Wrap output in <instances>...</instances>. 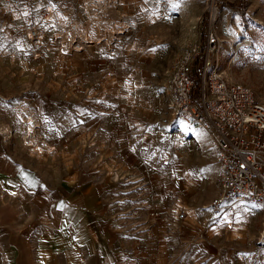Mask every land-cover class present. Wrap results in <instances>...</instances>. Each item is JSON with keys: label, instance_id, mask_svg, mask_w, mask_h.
<instances>
[{"label": "rangeland", "instance_id": "1", "mask_svg": "<svg viewBox=\"0 0 264 264\" xmlns=\"http://www.w3.org/2000/svg\"><path fill=\"white\" fill-rule=\"evenodd\" d=\"M77 25L103 41L85 43ZM31 27L44 32L41 47L28 40ZM212 31L221 68L264 103V0H20L17 8L0 0L1 136L49 177L74 171L102 182L107 222L124 250L155 226L150 214L216 213L205 208L218 190L207 136L172 120L163 86L183 47ZM234 211L254 218L245 223L253 239L213 238L216 259L225 264L234 243L229 260L264 264V209ZM165 241L180 246L171 264H195L182 253L195 240L175 241L170 230Z\"/></svg>", "mask_w": 264, "mask_h": 264}, {"label": "crops", "instance_id": "2", "mask_svg": "<svg viewBox=\"0 0 264 264\" xmlns=\"http://www.w3.org/2000/svg\"><path fill=\"white\" fill-rule=\"evenodd\" d=\"M8 143L0 132V264H171L180 246L169 248L165 237L170 230L175 241L197 242L187 256L192 262L221 264L216 259L221 246L213 238L253 239L245 226L253 217L235 211L222 217L189 215L184 208L183 220L150 214L148 220L155 226L124 250L120 235L107 222L102 182L83 180L74 171L62 179L49 177L37 157L13 150ZM232 245L227 244L225 264H236L229 260Z\"/></svg>", "mask_w": 264, "mask_h": 264}, {"label": "built area", "instance_id": "3", "mask_svg": "<svg viewBox=\"0 0 264 264\" xmlns=\"http://www.w3.org/2000/svg\"><path fill=\"white\" fill-rule=\"evenodd\" d=\"M6 2L17 8L20 0ZM47 13L53 14L51 6ZM26 34L33 46H42L45 34L40 28L31 27ZM205 38L184 46L167 70L163 85L167 108L175 123L207 136L217 165L218 190L205 208L221 217L244 205L264 209V103L221 68L218 35L212 31ZM178 202L180 198L174 205ZM186 214L179 207L175 219L183 220ZM171 240V236L166 238ZM185 247L182 253H191L197 245Z\"/></svg>", "mask_w": 264, "mask_h": 264}, {"label": "bare ground", "instance_id": "4", "mask_svg": "<svg viewBox=\"0 0 264 264\" xmlns=\"http://www.w3.org/2000/svg\"><path fill=\"white\" fill-rule=\"evenodd\" d=\"M52 18H53V14H50V16H49V18L48 19H50V20H52ZM75 25V24H74ZM79 25H77V29H80V27H78ZM88 27H81L82 29H80V33H81V38H82V40L85 42V43H87V44H99V43H101L103 40H101V36H100V34H98V32H97V34H93L92 33V31H91V29H90V25H87ZM113 31V30H112ZM122 32V31H121ZM113 34H111V32H110V38L109 37H107L106 39H108V40H106V42H107V44L108 45H110L111 46V42H112V38L111 37H113L112 36ZM67 36V35H66ZM69 39V38H68ZM65 40H67V39H65ZM82 41V42H83ZM67 44V46L65 47V48H67V50H72V47H73V45L72 44H69V43H66ZM77 50V49H76ZM71 52V51H70ZM29 124H30V128L32 129L33 127H32V121H29Z\"/></svg>", "mask_w": 264, "mask_h": 264}]
</instances>
